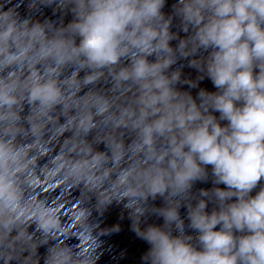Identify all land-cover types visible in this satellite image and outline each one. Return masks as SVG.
Segmentation results:
<instances>
[{"label": "clouds", "instance_id": "obj_1", "mask_svg": "<svg viewBox=\"0 0 264 264\" xmlns=\"http://www.w3.org/2000/svg\"><path fill=\"white\" fill-rule=\"evenodd\" d=\"M114 204L140 264H264V0H0V264H100Z\"/></svg>", "mask_w": 264, "mask_h": 264}]
</instances>
